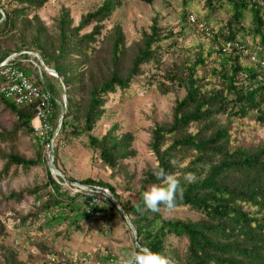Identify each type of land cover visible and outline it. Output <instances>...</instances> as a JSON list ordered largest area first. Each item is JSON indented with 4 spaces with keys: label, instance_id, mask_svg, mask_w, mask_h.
<instances>
[{
    "label": "trees",
    "instance_id": "obj_1",
    "mask_svg": "<svg viewBox=\"0 0 264 264\" xmlns=\"http://www.w3.org/2000/svg\"><path fill=\"white\" fill-rule=\"evenodd\" d=\"M191 1L181 0L183 11L176 31L169 24L162 25L157 14L148 30L127 45L119 24L103 33L105 21L121 0H102L82 14L76 25L69 9L63 7L51 27L37 13L46 0H0V63L14 54L11 64L28 76L35 75L36 84L51 93L54 110L47 141L64 113L52 151L54 165L59 141L85 136L84 145L98 152L113 175L121 173L123 162L135 151L134 135L119 134L118 123L100 137L93 134L109 95L136 93L152 84L161 95L182 90L181 96L176 94L170 120L150 129L148 145L156 165L142 172L133 198H123L116 186L103 180L89 177L80 184L103 188L118 202L136 232L139 246L134 251L147 247L167 264H264V141L247 144L241 138H248L251 127L264 125V5L256 0H203L206 12L194 18L203 24L204 29L198 31L205 39L182 46L185 33L192 30L189 18L193 15L186 9ZM174 51L182 52L179 61L161 68L165 54ZM30 60L42 62L41 78ZM146 66L155 72L147 83H136L148 71ZM4 112L12 121L9 126L0 125V143L10 144L9 150H0V180L19 169L46 165V142H40L32 127L34 106L16 104L0 93V113ZM19 134L32 140L33 156L12 149ZM45 169L44 182L0 199L20 203L31 196L38 202L32 213L20 215V226L43 218L39 230L64 226L57 234L69 238L82 229L83 222L102 227L123 219L109 197L96 204L86 191L70 195L63 190V180L55 178L47 165ZM156 169L173 174L181 191L173 208L160 206L151 212L143 209L140 194L161 183L153 174ZM188 174L191 182L185 179ZM125 178L126 190H130L133 176L126 173ZM178 208L198 218L163 216L164 210ZM93 209L101 215L93 217ZM5 230L0 221V264H25L3 243ZM118 258L106 253L97 256L94 264H110ZM66 263L74 264L70 259Z\"/></svg>",
    "mask_w": 264,
    "mask_h": 264
},
{
    "label": "rangeland",
    "instance_id": "obj_2",
    "mask_svg": "<svg viewBox=\"0 0 264 264\" xmlns=\"http://www.w3.org/2000/svg\"><path fill=\"white\" fill-rule=\"evenodd\" d=\"M101 2L102 0H46L45 4L38 8L37 13L42 22L51 27L61 9L66 7L73 18V24L76 25L82 14L94 9ZM186 9L188 13L197 18L206 12L203 0H192ZM182 11L181 0H154L151 5L139 0H121L109 20L105 21L103 33L119 24L125 32L126 44L130 45L139 38L142 30H148L151 19L157 14L162 25L169 24L176 31ZM190 28L192 30H188L185 33L186 37L182 39V46L196 44L205 39L193 24ZM181 53V51L166 53L161 68L170 65L173 61H179ZM146 68L148 71L138 78L136 83H147L149 77L155 72L154 67L146 66ZM176 94L181 96L182 90L178 93L161 95L155 84H152L136 93L122 95L120 91H117L109 95L104 105V116L97 121L93 134L100 137L114 123H118L119 134L131 132L134 135L132 148L135 154L123 162L120 174L113 175L112 170L99 160L98 152L84 145L85 136L64 142L62 146L57 147L58 156L55 164L61 175H53L63 180V190H67L70 195L78 193L73 185L90 187L80 184L81 180L90 177L116 186L123 198H133L135 190L139 187L138 182L142 172L156 165L154 155L148 145L150 129L155 123L170 120V111ZM11 121L7 112L0 113V125L9 126ZM241 138L247 144L264 141V125L251 127L248 138L245 135ZM9 145L0 143V150H9ZM11 146L14 151L26 157L34 155L32 140L24 134H19ZM1 167L2 162H0V169ZM45 167V164H41L27 171L19 169L18 172L11 173L5 179L0 180V199L9 192L34 187L44 182L46 180ZM126 173L133 176L130 190H126L125 186L128 184V178H125ZM38 206V202L31 196H25L20 203L0 202V221L6 227L3 243L12 248L17 258L25 264H67V259L73 261L74 264L79 261H83V264H94L97 256L106 253L122 260L134 251L136 246L134 235L124 218L113 219L102 227L87 221L83 222L82 229L73 233L69 238L57 234L64 226L58 230L47 227L39 230L43 218L32 224L28 221L26 225L20 226V215L30 214ZM163 216L198 218L195 213L180 208L164 210ZM39 245L45 247V252Z\"/></svg>",
    "mask_w": 264,
    "mask_h": 264
},
{
    "label": "built area",
    "instance_id": "obj_3",
    "mask_svg": "<svg viewBox=\"0 0 264 264\" xmlns=\"http://www.w3.org/2000/svg\"><path fill=\"white\" fill-rule=\"evenodd\" d=\"M258 4L264 5V0H256ZM190 22L198 30H203L204 26L202 23H199L195 20L194 16H190ZM229 46V44H227ZM30 53V52H28ZM31 54V53H30ZM38 60L40 58L37 54H34ZM14 58V54L10 55L3 62L0 63V93L4 94L6 97L13 98L16 104L19 105H32L35 109V116L32 120V127L34 132L37 134L40 142L45 143V155L49 151H53L55 145V139L52 141L49 139V132L51 131V115L54 110V101L52 95L48 90L43 89L36 84V76L26 75L23 70L11 64V60ZM252 61H255L254 57H250ZM31 63L37 67L38 76L41 78V67L43 66L42 62H35L30 60ZM264 66V62L261 63ZM61 104L63 108L66 105V99L62 98ZM56 138V137H55ZM64 144L63 141L58 142V147ZM52 164H53V155H52ZM54 165V164H53ZM55 166V165H54ZM58 172V171H57ZM61 175L59 172L55 173ZM70 182V181H69ZM75 191L81 192L86 191L91 195L92 201L100 203L102 200L107 198V191L103 188L93 186V187H83L79 184H74ZM93 217L100 215V212L93 209L91 211ZM121 260L110 261V264H120Z\"/></svg>",
    "mask_w": 264,
    "mask_h": 264
},
{
    "label": "clouds",
    "instance_id": "obj_4",
    "mask_svg": "<svg viewBox=\"0 0 264 264\" xmlns=\"http://www.w3.org/2000/svg\"><path fill=\"white\" fill-rule=\"evenodd\" d=\"M153 174L161 183L152 185L141 192L143 209L156 212L160 206L173 208L181 191L179 180L173 174L165 173L163 169H156ZM185 179L191 182L193 178L188 174ZM137 208H141V204H138ZM120 264H167V260L147 247H141L129 253Z\"/></svg>",
    "mask_w": 264,
    "mask_h": 264
},
{
    "label": "water",
    "instance_id": "obj_5",
    "mask_svg": "<svg viewBox=\"0 0 264 264\" xmlns=\"http://www.w3.org/2000/svg\"><path fill=\"white\" fill-rule=\"evenodd\" d=\"M43 68H44V70H45L47 73L52 74V75H54V76H57V74H56L53 70H51V69H49V68H47V67H43ZM61 81H62V79L60 78V82H61ZM65 97H66V94L64 93L63 96H62V98L65 99ZM63 116H64V113H61L60 116H59V118H58L57 126H56V128H55V130H54L53 136L51 137V140H52V141H53V140L55 139V137L57 136V133H58V131H59V129H60V126H61V122H62ZM46 165H47L48 170L51 172V174L54 175L55 173H58V172H59L58 169L52 164V151H49L48 154H47V157H46ZM57 171H58V172H57ZM107 196L111 199V201H112V202L118 207V209L121 211L124 220H125L126 223L130 226V228H131V230H132V232H133L134 240H135L136 246H139V245L137 244V237H136L135 229H134L133 225L131 224L129 218H128L127 215L123 212V210H122L121 207L119 206L118 202H117L116 200H114L111 196H109V194H107Z\"/></svg>",
    "mask_w": 264,
    "mask_h": 264
}]
</instances>
